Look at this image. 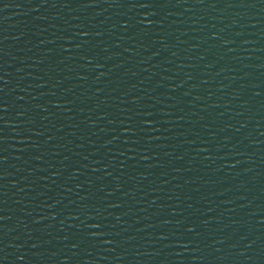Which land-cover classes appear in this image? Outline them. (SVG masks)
Segmentation results:
<instances>
[{"label":"water","instance_id":"95a60500","mask_svg":"<svg viewBox=\"0 0 264 264\" xmlns=\"http://www.w3.org/2000/svg\"><path fill=\"white\" fill-rule=\"evenodd\" d=\"M0 264H264V0H0Z\"/></svg>","mask_w":264,"mask_h":264}]
</instances>
